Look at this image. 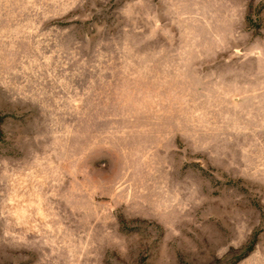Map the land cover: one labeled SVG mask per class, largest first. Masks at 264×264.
<instances>
[{"label": "rangeland", "instance_id": "1", "mask_svg": "<svg viewBox=\"0 0 264 264\" xmlns=\"http://www.w3.org/2000/svg\"><path fill=\"white\" fill-rule=\"evenodd\" d=\"M0 264H264V0H0Z\"/></svg>", "mask_w": 264, "mask_h": 264}]
</instances>
